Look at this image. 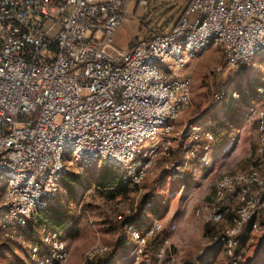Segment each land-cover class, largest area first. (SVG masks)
<instances>
[{"label":"built area","instance_id":"built-area-1","mask_svg":"<svg viewBox=\"0 0 264 264\" xmlns=\"http://www.w3.org/2000/svg\"><path fill=\"white\" fill-rule=\"evenodd\" d=\"M125 1L0 0V182L6 183L0 223L9 240L24 243L29 226L54 204L71 173L67 157L86 167H111L126 185L144 182L190 106L192 80L178 77L189 61L220 48L224 63L216 71L223 73L264 55V0H191L171 32L154 33L123 51L111 38L124 21ZM215 98L222 103L240 95L219 91ZM257 119L263 163L222 176L213 201L194 211L204 223L220 226L226 205L235 207L215 239L229 264H243V237L253 242L258 234L264 244V109ZM200 129L182 164L172 163V174L190 161L210 165L214 135ZM160 130L163 144L143 150ZM123 216L119 221L138 262L164 226L138 229ZM41 233L50 261L34 242L30 260L66 264L63 230L47 227ZM106 252L96 248L90 260Z\"/></svg>","mask_w":264,"mask_h":264},{"label":"rangeland","instance_id":"rangeland-1","mask_svg":"<svg viewBox=\"0 0 264 264\" xmlns=\"http://www.w3.org/2000/svg\"><path fill=\"white\" fill-rule=\"evenodd\" d=\"M141 1L126 0L124 3V21L111 38V43L120 50H129L134 42L154 33L171 32L191 0H146V5ZM223 63L221 49L210 47L198 62L189 61L185 69L178 72L179 78L189 76L192 80L190 106L177 122L170 147L157 152L144 182L127 185L126 194L114 195L94 185L93 178L101 172L103 164L86 167L67 157L66 166L71 174L80 177L84 190L77 186L76 201L69 203L62 185L58 198L50 207L59 206L61 215L46 213L42 217L40 214L39 221L29 226L24 243L9 240L0 223V264H35L30 260L32 235L35 243L41 246L40 250H48L42 244L41 233L47 227L63 230L69 250L66 264H92L109 255H115L114 264H205L210 260L214 264H229L215 239L229 225L235 207L226 205V220L220 226L204 223L194 211L213 201L215 185L222 176L263 163L259 154L257 113L264 109V55L254 57L236 70L218 73L216 70ZM162 68L165 70L160 65ZM219 91L228 94L236 91L240 99L221 103L215 98ZM241 92L248 97L242 98ZM199 128L216 134H213L215 140L209 154L210 165L204 166L199 160L190 161L180 169V174H172V163L182 164L192 146L191 138L195 132H200ZM163 136L160 130L155 141L142 149L148 150L152 144L162 145ZM5 187L6 183L0 182V206ZM143 204L146 206L140 217L138 211ZM129 211L132 215L125 218ZM119 216L138 226L152 223L164 226V232L149 242L145 255L138 262L134 258V243ZM253 237V242L248 237L242 238L241 261L243 264H264V244L260 242V235ZM163 245L166 251L160 258L158 250ZM96 248H106L107 252L90 260L89 255Z\"/></svg>","mask_w":264,"mask_h":264},{"label":"trees","instance_id":"trees-1","mask_svg":"<svg viewBox=\"0 0 264 264\" xmlns=\"http://www.w3.org/2000/svg\"><path fill=\"white\" fill-rule=\"evenodd\" d=\"M242 91V89H239V91ZM252 95H254V90H252ZM242 94V98L243 97H248V96H244V92H241ZM251 96V97H253ZM254 98V97H253ZM252 99V98H251ZM214 135H216L215 133H213ZM93 182L95 187L99 188V189H103L104 191H111L114 195H124L128 192V186L123 183V181L119 178V176L116 174V172L114 171V169H112L111 167L108 166H104L103 169L101 170V172L97 175L96 178H93ZM63 185L65 187V190L67 192V202L69 203H75L76 201V187L79 186L80 190H84V188H82V183H81V179L79 176L75 175V174H69L63 181ZM145 204H143L139 211H138V215L141 216L144 209H145ZM57 207V206H56ZM46 213H51L54 215H61L60 213V208L58 206V208H49L48 210H46L45 212H42L41 215L42 217L46 214ZM58 219H61L60 217H58ZM44 224V222H43ZM133 224V223H131ZM136 228L141 229L144 226H142V224H140V226L133 224ZM144 225V224H143ZM50 226V225H49ZM50 228V227H48ZM56 228V227H54ZM32 240L34 241V243L36 242V240L34 239V235H32ZM37 244V243H36ZM39 245V244H38ZM41 248V246H40ZM40 256L43 257L45 259V261L49 262L50 261V251L49 250H40ZM114 260H115V255H109L107 258H98L95 261H93L92 264H114Z\"/></svg>","mask_w":264,"mask_h":264}]
</instances>
